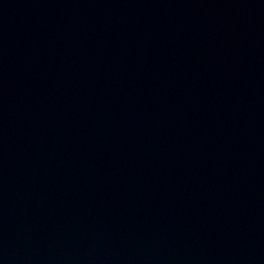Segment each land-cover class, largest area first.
Segmentation results:
<instances>
[{
	"label": "water",
	"instance_id": "obj_1",
	"mask_svg": "<svg viewBox=\"0 0 264 264\" xmlns=\"http://www.w3.org/2000/svg\"><path fill=\"white\" fill-rule=\"evenodd\" d=\"M0 264H264V0H0Z\"/></svg>",
	"mask_w": 264,
	"mask_h": 264
}]
</instances>
